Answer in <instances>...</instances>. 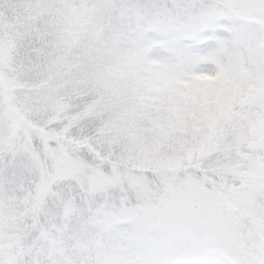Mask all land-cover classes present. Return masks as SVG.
<instances>
[{"label":"rangeland","instance_id":"1","mask_svg":"<svg viewBox=\"0 0 264 264\" xmlns=\"http://www.w3.org/2000/svg\"><path fill=\"white\" fill-rule=\"evenodd\" d=\"M203 218L190 264H264V0H0V264L164 261Z\"/></svg>","mask_w":264,"mask_h":264},{"label":"snow or ice","instance_id":"2","mask_svg":"<svg viewBox=\"0 0 264 264\" xmlns=\"http://www.w3.org/2000/svg\"><path fill=\"white\" fill-rule=\"evenodd\" d=\"M214 35H222V33H215ZM198 225L200 226L199 232H185L182 235L187 239H192L198 241V246L195 248H188L181 251L178 248L173 247L171 250V257L170 259L164 261H145L144 264H190L189 257L194 255L196 252L202 250L204 245L208 242L209 234L212 230L211 221L207 218H203L197 221ZM202 259V257H201ZM221 264H224V261H221Z\"/></svg>","mask_w":264,"mask_h":264},{"label":"trees","instance_id":"3","mask_svg":"<svg viewBox=\"0 0 264 264\" xmlns=\"http://www.w3.org/2000/svg\"><path fill=\"white\" fill-rule=\"evenodd\" d=\"M125 65H127V66H121V68L124 69V70H126V71H134V70H135L134 74H136V73H137L136 69H137V70H141V73H142L143 68H139L138 66L135 67L133 63H131V64L125 63ZM148 80H149V81H152V82L149 84V86H147L146 90H150V89H152V88L155 86V85H151V84L154 83V82H153L154 79H149V78H148ZM195 89H196V87H195ZM147 93H148V96H147V95H142V94H140L141 99H138V105H139V109H145L146 111L149 112V110H151V104H148V103H147V100H148V99H152V100H153V93H149V92H147ZM146 97H147V98H146ZM91 103H92V102H90V103H86V104L83 105L82 107L86 110V108L89 107ZM79 110L82 111L81 108H80ZM91 129H92V128H91ZM208 182H209V180H207V184H208L209 186H211L210 184L213 185V183H208ZM211 187H212V186H211ZM213 188H214V187H213Z\"/></svg>","mask_w":264,"mask_h":264}]
</instances>
